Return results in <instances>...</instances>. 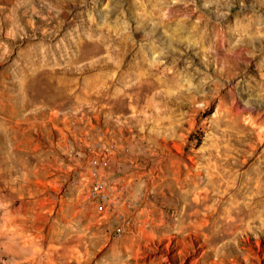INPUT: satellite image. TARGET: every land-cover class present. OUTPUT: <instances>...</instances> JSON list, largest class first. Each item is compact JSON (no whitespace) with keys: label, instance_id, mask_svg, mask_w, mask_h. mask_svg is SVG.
Here are the masks:
<instances>
[{"label":"rangeland","instance_id":"374dc122","mask_svg":"<svg viewBox=\"0 0 264 264\" xmlns=\"http://www.w3.org/2000/svg\"><path fill=\"white\" fill-rule=\"evenodd\" d=\"M158 263L264 264V0H0V264Z\"/></svg>","mask_w":264,"mask_h":264},{"label":"built area","instance_id":"2783aa9c","mask_svg":"<svg viewBox=\"0 0 264 264\" xmlns=\"http://www.w3.org/2000/svg\"><path fill=\"white\" fill-rule=\"evenodd\" d=\"M93 178L94 182L90 189V197L95 200H108L107 207L112 208L116 212L117 217H123V214L120 212L117 199L110 197L109 193L106 190L105 183L100 179L99 174L96 170L93 171Z\"/></svg>","mask_w":264,"mask_h":264},{"label":"bare ground","instance_id":"6f19581e","mask_svg":"<svg viewBox=\"0 0 264 264\" xmlns=\"http://www.w3.org/2000/svg\"><path fill=\"white\" fill-rule=\"evenodd\" d=\"M201 187H202V186H201ZM201 187H200V188H201ZM204 188H205V187H204ZM211 191H212V190H211ZM195 193H197V194H201V193H202L201 190L199 189V186L196 188ZM199 196H200V195H199ZM206 201H208V200H206V198H203V202L201 201L200 203H197L196 205H197V206L203 205V204H205ZM213 201H214L215 204H218V201H220V200H218V199H214ZM194 202H195V201H194ZM188 204H189V203H188ZM192 240H193V239H192ZM181 241H182V240H181ZM172 242H173V241H172ZM196 242H197V241H196ZM180 243H181V242H179L178 244H180ZM193 243H194V242H193ZM200 244H201V243H200ZM188 245H189V244H188ZM159 246H160V245H159ZM164 246H165V245H164ZM177 246H178V245H177ZM183 246H184V245H182V247H183ZM193 246H194V245H193ZM161 247H162V246H161ZM191 247H192V246H191ZM202 247H203V246H202ZM178 248H179V247H178ZM180 248H181V247H180ZM156 249H157V248H156ZM172 249H173V248H172ZM185 249H186V248H185ZM159 250H160V249H159ZM167 250H169V247H168V246H167ZM174 250H175V249H174ZM176 250H177V249H176ZM187 250H188V249H187ZM141 251H142V250H141ZM146 251H147V250H146ZM149 252H150V251H149ZM155 252H156V251H155ZM157 252H158V251H157ZM183 252H184V251H183ZM200 252H201V251H200ZM252 252H253V249H252ZM143 253H144V252H143ZM198 253H199V252H198ZM257 253H258V252H257ZM150 254H151V253H150ZM150 254H149V255H150ZM164 254H165V253H164ZM180 254H181V253H180ZM144 255H145V254H144ZM153 255H154V254H153ZM153 255H152V256H153ZM156 255H157V254H156ZM162 255H163V254H162ZM166 255H167V254H166ZM194 255H195V254H194ZM164 256H165V255H164ZM164 256H163V257H164ZM197 256H198V255H197ZM199 256H200V255H199ZM155 257H156V256H155ZM158 257H159V255H158ZM191 257H192V256H191ZM257 257H258V256H257ZM150 258H151V257H150ZM160 258H161V256H160ZM182 258H183V257H182ZM187 258H188V257H187ZM187 258H186V259H187ZM195 258H196V257H195ZM195 258L190 259L189 262H190V263H193ZM145 259H146V258H145ZM157 259H158V258H157ZM157 259H156V260H157ZM180 259H181V258H180ZM196 259H197V258H196ZM258 259H259V257H258ZM261 259H262V258H261ZM148 260H149V258H148ZM148 260H147V262H148ZM158 260H159V259H158ZM143 261H144V260H143ZM258 261H259V260H258ZM154 262H155V261H154ZM165 262H166V260H165ZM165 262H164V263H165ZM145 263H146V262H145ZM151 263H153V261H152ZM170 263H171V262H170ZM170 263H169V264H170ZM190 263H188V264H190ZM158 264H159V263H158ZM166 264H167V263H166ZM194 264H195V263H194ZM262 264H263V263H262Z\"/></svg>","mask_w":264,"mask_h":264},{"label":"crops","instance_id":"0c3cea01","mask_svg":"<svg viewBox=\"0 0 264 264\" xmlns=\"http://www.w3.org/2000/svg\"><path fill=\"white\" fill-rule=\"evenodd\" d=\"M88 213L94 216L96 220H98L97 215L102 214L101 212H88Z\"/></svg>","mask_w":264,"mask_h":264}]
</instances>
